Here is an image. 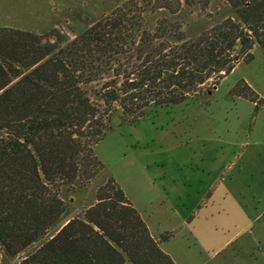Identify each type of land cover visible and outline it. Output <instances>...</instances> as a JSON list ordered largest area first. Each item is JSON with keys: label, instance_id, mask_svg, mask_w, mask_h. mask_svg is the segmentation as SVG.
Masks as SVG:
<instances>
[{"label": "trees", "instance_id": "1", "mask_svg": "<svg viewBox=\"0 0 264 264\" xmlns=\"http://www.w3.org/2000/svg\"><path fill=\"white\" fill-rule=\"evenodd\" d=\"M155 1L171 15L182 8ZM225 1L234 15L194 38L176 20L149 27L147 0L73 38L0 26V261L3 252L19 264H175L160 247L169 234H151L113 177L88 207L70 206L104 173L94 147L114 113L132 123L184 102L252 60L254 44L264 51V0ZM254 95L244 98L257 108Z\"/></svg>", "mask_w": 264, "mask_h": 264}, {"label": "rangeland", "instance_id": "2", "mask_svg": "<svg viewBox=\"0 0 264 264\" xmlns=\"http://www.w3.org/2000/svg\"><path fill=\"white\" fill-rule=\"evenodd\" d=\"M130 1L0 0V26L73 38ZM147 1L149 27L176 20L187 38L234 15L225 0H180L175 15ZM251 53L184 102L154 107L132 123L114 113L94 147L104 173L73 196L72 213L93 203L111 176L151 234H169L160 247L175 264H264V51L254 44ZM233 86L242 97L230 94ZM255 93L257 108L244 98ZM1 255L0 264L20 259Z\"/></svg>", "mask_w": 264, "mask_h": 264}, {"label": "crops", "instance_id": "3", "mask_svg": "<svg viewBox=\"0 0 264 264\" xmlns=\"http://www.w3.org/2000/svg\"><path fill=\"white\" fill-rule=\"evenodd\" d=\"M15 264H19V260Z\"/></svg>", "mask_w": 264, "mask_h": 264}]
</instances>
